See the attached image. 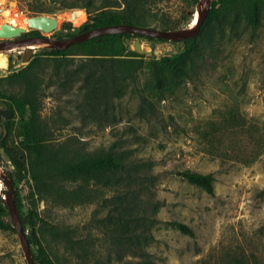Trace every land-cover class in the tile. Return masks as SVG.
<instances>
[{
	"label": "trees",
	"instance_id": "1",
	"mask_svg": "<svg viewBox=\"0 0 264 264\" xmlns=\"http://www.w3.org/2000/svg\"><path fill=\"white\" fill-rule=\"evenodd\" d=\"M174 1L30 0L28 10L33 15H57L82 9L86 20L79 33L119 24L180 30L190 20L189 8L199 0H177L180 7L170 13L167 6ZM263 12L264 0H213L198 35L172 41L183 45L172 56L154 59L130 49L132 38L146 37L110 35L64 50L42 48L26 65L0 77V102L12 111L1 125L0 148L15 170L14 178L28 187L26 214L22 213L20 195L15 190L13 195L21 226L28 230L27 241L36 248V253H32L35 264H159L144 249L153 241L151 227L158 210V204H144L141 199L146 184L151 185L154 179L151 174L146 175L150 164L135 162L130 151L115 143L88 150L74 136L61 139V131L69 123L60 110L49 118L41 114L47 90L55 88L71 94L80 118L97 125L109 124L114 101L128 89L139 93V114L148 113L153 107L152 98L160 101L164 95L173 94L209 59L220 55L225 44L239 40L245 32L254 39ZM61 27L68 29L70 24L63 23ZM29 34L39 35L36 31ZM141 73L148 78L140 88L136 84ZM12 137L17 145L9 147ZM175 174L213 195L211 174L190 170ZM14 183L15 180L13 187ZM105 192L110 195L105 197ZM99 200L102 205L93 211L91 223L102 229L101 235L107 240L109 250L104 253L92 236H82L76 227L48 223L38 210L40 204L73 209ZM7 216L0 199V231L15 234L11 223L5 220ZM167 224L192 236L181 223ZM51 243L62 246V258Z\"/></svg>",
	"mask_w": 264,
	"mask_h": 264
},
{
	"label": "rangeland",
	"instance_id": "2",
	"mask_svg": "<svg viewBox=\"0 0 264 264\" xmlns=\"http://www.w3.org/2000/svg\"><path fill=\"white\" fill-rule=\"evenodd\" d=\"M3 3L19 14L0 16V26L8 24L11 17L34 16L28 10L30 0ZM167 7L170 13H175L180 3L176 0ZM195 13L194 5L188 10L192 16L184 28L190 27ZM48 16L58 20V28L48 34L53 40L78 34L86 20L82 9ZM63 23L70 27L62 29ZM134 41L152 53L144 56L154 59L172 56L183 46L171 41L132 38L131 50ZM41 49L32 50L31 58ZM23 51L26 50L17 48L3 53L6 65L0 69V77L26 65L21 56ZM138 78L136 86L141 88L148 75L141 73ZM130 90L114 101V111L111 116L108 114L109 124L82 120L76 111L75 97L55 88L47 90L41 114L49 118L60 110L61 116L68 120L61 139L74 136L88 150L115 143L130 151L135 162L150 164L151 170L146 175L151 174L154 179L151 185L146 184L141 199L144 204H158L156 221L151 227L153 241L144 245L153 261L264 264V12L254 39L245 32L239 40L225 44L220 55L209 59L173 94L164 95L160 101L152 98L153 107L148 113L139 114V93ZM4 109V103L0 102V110ZM4 121L3 118L0 121V133ZM16 143L13 137L8 140L9 147ZM0 170L15 180L13 190L20 195L22 213L26 214L27 184L14 178L15 170L1 148ZM183 170L211 174L213 195L175 174ZM0 183L3 199L6 187ZM109 195L105 192V197ZM101 205V200L73 209L40 204L38 210L48 223L76 227L82 236L86 233L92 236L104 253L109 250L107 240L101 235L102 229L91 223L93 211ZM5 220L11 223L9 216ZM172 221L185 225L192 236L167 224ZM25 232L28 234V230ZM49 245L62 258V246ZM30 248L35 254L36 248ZM0 264H26L18 238L10 230L0 231Z\"/></svg>",
	"mask_w": 264,
	"mask_h": 264
},
{
	"label": "water",
	"instance_id": "3",
	"mask_svg": "<svg viewBox=\"0 0 264 264\" xmlns=\"http://www.w3.org/2000/svg\"><path fill=\"white\" fill-rule=\"evenodd\" d=\"M213 0H199L195 5L197 17L194 26L191 29L180 30H157L146 27H138L127 24L111 25L106 27H99L84 31L74 35L71 38L64 40H53L48 36L49 33L58 28V20L48 15L40 14L26 18L27 29L21 30L17 27H12L7 24L0 26V52L14 47H26L34 43L44 44L47 49L64 50L72 45L85 43L93 39H100L104 36L110 35H137L155 40H162L167 42L183 41L192 39L198 35L200 24L210 9ZM203 7V11L201 8ZM192 16V15H190ZM36 31L39 33L37 36H27L30 32ZM133 51L141 54L151 56L150 51L142 49L139 41H134L132 44ZM153 46L150 45V48ZM33 51L26 50L21 53L22 60L28 62L31 59ZM12 116V111L8 109L0 110V121L9 119ZM0 181L5 185V199L2 202L5 204L7 214L10 218L11 228L14 230L23 254L26 264H35L32 258V251L26 238V232L21 226L18 213L15 208L14 195H13V178L9 177L7 173H0Z\"/></svg>",
	"mask_w": 264,
	"mask_h": 264
},
{
	"label": "bare ground",
	"instance_id": "4",
	"mask_svg": "<svg viewBox=\"0 0 264 264\" xmlns=\"http://www.w3.org/2000/svg\"><path fill=\"white\" fill-rule=\"evenodd\" d=\"M4 15H7V13H5ZM196 17H197V13L194 14L193 19H192V21H191V24L189 25L190 27H189L188 29H191V28L194 26L195 21H196ZM7 23L10 24V26H11V25H12V26H16L17 28L20 27L19 29H21V30H23V29H27V20H26V18H24V19H17L16 17H15V18H14V17H11V18H9V19L7 20ZM8 24H7V25H8ZM188 29H187V30H188ZM44 46H46V45H44V44H38V43H34V44L29 45V46H26V47H14V48H9V49H7V50H5V51H12V50L17 49V48H21V50L25 49V50H31V51H32V50H35V49L43 48ZM5 51L0 52V69H4V68H5V65H6V59H5V57L3 56V53H4ZM0 173H1V170H0ZM0 182H1V181H0ZM0 184H1V183H0ZM2 184H3V183H2ZM0 186H1V185H0ZM3 199H5V194H4Z\"/></svg>",
	"mask_w": 264,
	"mask_h": 264
},
{
	"label": "built area",
	"instance_id": "5",
	"mask_svg": "<svg viewBox=\"0 0 264 264\" xmlns=\"http://www.w3.org/2000/svg\"><path fill=\"white\" fill-rule=\"evenodd\" d=\"M4 0H0V16H4L5 13H8L9 15L17 16L19 12H17L14 8H6L5 3H3Z\"/></svg>",
	"mask_w": 264,
	"mask_h": 264
},
{
	"label": "flooded vegetation",
	"instance_id": "6",
	"mask_svg": "<svg viewBox=\"0 0 264 264\" xmlns=\"http://www.w3.org/2000/svg\"><path fill=\"white\" fill-rule=\"evenodd\" d=\"M27 36H37V35H34V34L24 35V37H27Z\"/></svg>",
	"mask_w": 264,
	"mask_h": 264
}]
</instances>
